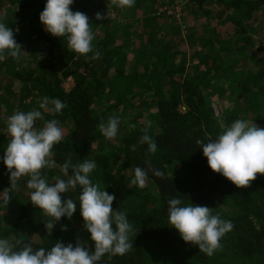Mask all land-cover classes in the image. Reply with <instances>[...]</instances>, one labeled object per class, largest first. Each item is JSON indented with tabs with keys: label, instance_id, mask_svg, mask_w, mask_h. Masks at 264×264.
<instances>
[{
	"label": "trees",
	"instance_id": "16d2710c",
	"mask_svg": "<svg viewBox=\"0 0 264 264\" xmlns=\"http://www.w3.org/2000/svg\"><path fill=\"white\" fill-rule=\"evenodd\" d=\"M109 1L73 0L72 10L89 17L94 34L93 50L83 56L44 30L39 14L45 0H0V20L14 30L25 52L20 60L4 54L0 78L8 76L9 89L16 81L22 100L49 97L66 104L46 119L59 121L63 139L52 149L54 166L42 173L51 181L62 175L66 159L96 161L93 182L116 197L113 208L124 211L133 226V247L124 255L105 254L100 264H264V175L257 174L248 187H236L208 167L195 143L216 138L236 119L264 127V0H135L136 9L154 12L148 17L156 33L138 52L125 40L119 19L107 14ZM97 13L104 18L97 20ZM159 18L168 24L158 26ZM186 18L193 27L182 36L177 24ZM171 28L176 34L161 38ZM249 30L263 36L257 47ZM187 43L193 44L189 52ZM96 52L99 58L93 59ZM68 78L74 80L70 90L64 86ZM113 110L119 130L103 142L99 125ZM149 122L146 131L157 144L155 153L138 143ZM7 143L6 131L0 132V156ZM149 165L164 178L149 172L144 188L133 184L135 167ZM26 180L20 178L7 207H0V237L45 248L58 240L89 239L79 209L48 228L52 219L31 203ZM0 182V191L10 187L7 170L0 169ZM78 191L65 196L76 199ZM174 196L206 205L233 224L212 256L184 242L168 224L167 199Z\"/></svg>",
	"mask_w": 264,
	"mask_h": 264
},
{
	"label": "clouds",
	"instance_id": "9594fccd",
	"mask_svg": "<svg viewBox=\"0 0 264 264\" xmlns=\"http://www.w3.org/2000/svg\"><path fill=\"white\" fill-rule=\"evenodd\" d=\"M113 3L130 8L135 0H113ZM72 4L73 0H45L39 21L46 32L64 38L68 49L87 56L93 50L94 39L90 19L80 11H73ZM103 18L100 13L96 14L97 20ZM5 53L20 60L25 52L15 40L14 30L0 20V60L5 59ZM92 58L98 59L99 53ZM65 107L57 98L42 97L37 108L27 112L17 110L4 121L8 143L0 163L9 173L10 187L0 191V207H7L12 190L18 187L21 177H27L25 183L31 190V203L52 219L47 227L53 229L61 218L71 219L79 209L82 229L90 234L89 239H77L75 243L58 240L45 248L34 247L22 239L0 237V264H100L105 254L124 255L133 247L130 239L133 226L127 214L113 208L116 197L92 180L91 174L97 167L95 160L73 163L66 159L60 167L62 175L54 176L51 181L41 171L54 166L55 162L50 159L52 149L63 139L59 121L44 120L43 111L57 114ZM38 121H43L42 127ZM119 125V117L112 116L99 125V130L106 140H111L117 136ZM148 127L150 122L138 143L147 145L148 152L155 153L157 144L147 134ZM195 143L207 159L208 167L236 187H248L257 174L264 175V127L236 119L216 138L197 139ZM131 150L135 151L136 145H131ZM149 172L159 178L165 175L150 165L137 166L132 183L144 188ZM77 190L76 199L65 196ZM167 220L184 242L197 245L208 256L214 254L221 238L233 228L231 221L214 215L212 208L185 203L180 196L167 199ZM62 230L66 231L67 226H62Z\"/></svg>",
	"mask_w": 264,
	"mask_h": 264
},
{
	"label": "rangeland",
	"instance_id": "374dc122",
	"mask_svg": "<svg viewBox=\"0 0 264 264\" xmlns=\"http://www.w3.org/2000/svg\"><path fill=\"white\" fill-rule=\"evenodd\" d=\"M76 1H77V3L81 2V0H76ZM95 2H97V1H95ZM109 2H108L109 5H108L107 14L110 16L111 19H119V21L122 23L121 25L125 27L124 31H123L124 33L127 34V39H126V34H124L125 40L129 41V45L131 47H133L135 52H138L144 46V43L147 41V39L151 38L152 35L154 36L155 32L150 27V21H149V17H148V16H152L154 14V12H150L148 15L147 12L138 10L133 6L130 8H121V7L117 6V4L113 3V0H110ZM119 8H121V9H119ZM204 8L210 9L214 14L218 11V8L215 5H207L206 4V5H204ZM177 10L180 13L183 11L180 8H178ZM120 13H124V14L121 15ZM203 20L204 19H202V21ZM113 21H115V20H113ZM156 22H157L158 26H161L160 24H163V25H165V23L168 24L167 23L168 21L166 19H160L159 18V19H157ZM191 24H192V22L188 18H186L184 20L182 19V22L177 24L178 30L181 29V35L182 36H186L189 33L190 29H188V28L193 27ZM117 25H118V22H117ZM174 25L176 26L175 22H174ZM173 28L166 30V32H163V34H161L162 35L161 38H163L165 40L171 39L172 36H174L176 34V30H174ZM253 29H254V27H253ZM249 31H250L249 34L251 35V37L255 41V46L257 47L262 42L263 36L260 33H258L256 30L255 31L249 30ZM47 45H48V43H44L43 47L46 49ZM192 47H193V44L187 43L186 50L189 52V50H191ZM198 47H200V46H198ZM45 49H42L41 53L46 54ZM39 59H41V56L39 57ZM54 62H56V61H54ZM107 69H109V68H107ZM7 77L8 76H5V77L2 76L0 78V132L1 133H5L4 121H6L7 118L10 115H12L15 111L20 110V111L27 112V111L32 110L33 108L38 107V102H35V100L32 98V96H28L24 100L21 99L22 94L19 93V85L16 84V81H14V85L9 89L8 82L6 80ZM222 79H221V81H222ZM11 80H13V79H11ZM221 83H227V82L222 81ZM224 85L226 86L227 84H224ZM64 86L67 90H70L74 86V80L72 78H68L66 80V82L64 83ZM218 102L216 100H214L213 106L215 108L217 107ZM106 103H109V102L106 101ZM27 105H28V108H25ZM105 105L108 106L109 104H105ZM111 114L113 116H115L116 112L113 110V112ZM43 116H44V120L48 119L50 117V112L44 110ZM37 123L39 126L42 127L43 121H38ZM5 136H6V134H4V137ZM102 139H104L103 142H105L106 139L104 137ZM115 145H117V143H113V146H115ZM2 155H3V151H1V156ZM0 169H2L3 171L7 170L6 167L3 165V163H0ZM0 187H1V182H0ZM0 224H1V222H0Z\"/></svg>",
	"mask_w": 264,
	"mask_h": 264
}]
</instances>
